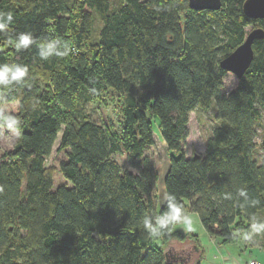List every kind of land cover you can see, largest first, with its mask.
I'll return each instance as SVG.
<instances>
[{"label":"trees","instance_id":"1","mask_svg":"<svg viewBox=\"0 0 264 264\" xmlns=\"http://www.w3.org/2000/svg\"><path fill=\"white\" fill-rule=\"evenodd\" d=\"M221 1L217 10H194L188 0H0V14L13 16L0 32V64L29 70L23 82L0 88V111L20 121L18 142L0 156V264H178L167 248L187 238L200 253L192 232L174 226L153 238L143 227L145 216L166 211L145 154L155 123L171 153L165 197L196 213L209 236L234 244L243 219L264 212V140L262 158L253 156L264 113V38L254 41L241 78L219 65L247 28L264 29V18L247 17L245 0ZM25 31L37 44L57 39L69 54L45 61L36 45L17 51L9 41ZM228 74L235 82L226 90ZM108 92L122 97L116 125L85 109ZM214 101L204 153L186 156L190 112ZM60 132L66 182L55 185L46 159Z\"/></svg>","mask_w":264,"mask_h":264},{"label":"rangeland","instance_id":"2","mask_svg":"<svg viewBox=\"0 0 264 264\" xmlns=\"http://www.w3.org/2000/svg\"><path fill=\"white\" fill-rule=\"evenodd\" d=\"M97 25H100L99 19H96ZM252 27L247 28V30ZM250 31V30H249ZM235 79L232 74H228L225 79V89H230L233 86ZM121 103L122 97L113 94L111 92L104 93L102 98H95L93 101H90L86 104V113L90 116L91 119L97 122H107L112 121L113 123L118 124L121 119ZM215 101L212 103V106L207 109H203L197 107L190 112L189 122H188V130L189 134L183 146L186 156H191L193 154H203L206 142L210 135L212 134L213 128L216 125L215 120ZM154 144L148 147L145 150L146 156L149 158L151 164L155 168L157 172V180H156V193L158 198V208L161 206L165 199V192L163 187V178L167 171L169 164L170 151L167 150L163 139L159 133L157 125L155 123L154 127ZM257 145L254 149L253 156L260 160L262 158L261 151V142L264 140V113L260 117L257 122ZM61 132L58 134L57 139L52 148V152L50 156L46 159V166L50 167L53 171L54 184L58 185L60 183L66 182L62 177L61 173L58 170L59 162L65 158L64 152H57V146L59 144ZM19 136L17 132H14L11 129L6 128L4 125L0 130V156L4 151L11 150L16 143L18 142ZM115 159L123 166L130 170L132 168L128 166L124 154H117ZM133 171V170H132ZM188 215L192 217L193 229L192 231H188L184 228L183 225H176V230L180 231L183 234H188L192 232L195 234L193 238L197 239L198 245L202 248V251L199 253L196 248L192 249L190 246H187L188 243L193 242L191 238H187L185 243L180 244L179 241L174 240L173 243L175 245H182L181 247H173L170 246L167 248L172 254L171 259L174 261H179L181 263L178 264H217L212 255V245L211 238L209 236L204 227L202 226L199 217L194 212H186ZM261 222L264 223V212H261L254 217L246 220L243 219L242 224L245 225V229L243 231L246 232L249 230V226L251 222ZM239 236L238 241L242 242L244 248L246 245H256L264 249V234H259L253 237L251 241H245L242 236ZM184 246V247H183ZM238 242L236 244H230L227 246L228 250L235 256H237L238 252ZM241 247V246H240ZM251 249H247L245 254H241V258H246L252 255ZM200 255V256H199ZM174 256V257H173ZM197 260L198 263H197Z\"/></svg>","mask_w":264,"mask_h":264},{"label":"clouds","instance_id":"3","mask_svg":"<svg viewBox=\"0 0 264 264\" xmlns=\"http://www.w3.org/2000/svg\"><path fill=\"white\" fill-rule=\"evenodd\" d=\"M13 23L11 13L0 14V32H6ZM17 51L27 50L33 45L37 46L40 59L47 61L52 57H65L69 54L68 46L63 50L57 45V39L45 40L37 44L36 39L31 32H19L9 41ZM28 67L18 63L0 64V88H10L24 81L28 75ZM0 122L8 129L14 132L19 131V119L7 112L0 111ZM241 195H244L241 192ZM166 211L159 215L145 216L143 218V227L150 237L156 238L166 234L170 228L176 225H183L188 231H192V217L185 212L184 207L176 199L173 194H167ZM264 234V223L251 222L249 230L243 233L242 238L245 241H251L254 236Z\"/></svg>","mask_w":264,"mask_h":264},{"label":"water","instance_id":"4","mask_svg":"<svg viewBox=\"0 0 264 264\" xmlns=\"http://www.w3.org/2000/svg\"><path fill=\"white\" fill-rule=\"evenodd\" d=\"M189 8L194 10H217L221 8V0H188ZM245 15L252 19L264 18V0H245L242 6ZM264 38V29L261 26L252 27L240 43L230 54L220 60L222 69L241 78L250 66L253 57V43ZM199 156L194 154V157Z\"/></svg>","mask_w":264,"mask_h":264},{"label":"crops","instance_id":"5","mask_svg":"<svg viewBox=\"0 0 264 264\" xmlns=\"http://www.w3.org/2000/svg\"><path fill=\"white\" fill-rule=\"evenodd\" d=\"M211 239L212 241L210 243L212 245V255L217 264H245L246 261L252 259L258 260L261 264H264V249L259 246L246 245V247L244 248L245 244L242 245V242L237 241L238 252L237 256H234L231 251L228 250V245H223L217 238ZM237 242H235L234 244H236ZM247 249H251V251L253 252L252 255L246 258H241V254H245V251Z\"/></svg>","mask_w":264,"mask_h":264},{"label":"built area","instance_id":"6","mask_svg":"<svg viewBox=\"0 0 264 264\" xmlns=\"http://www.w3.org/2000/svg\"><path fill=\"white\" fill-rule=\"evenodd\" d=\"M245 264H261V263L258 260L252 259V260L246 261Z\"/></svg>","mask_w":264,"mask_h":264}]
</instances>
